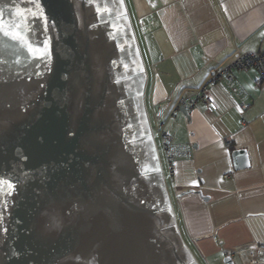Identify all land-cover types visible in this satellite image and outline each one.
<instances>
[{
  "label": "water",
  "instance_id": "obj_1",
  "mask_svg": "<svg viewBox=\"0 0 264 264\" xmlns=\"http://www.w3.org/2000/svg\"><path fill=\"white\" fill-rule=\"evenodd\" d=\"M0 21L48 53L30 60L0 35V179L15 185L0 192V264H197L166 191L123 0H0ZM232 160L249 166L244 149Z\"/></svg>",
  "mask_w": 264,
  "mask_h": 264
},
{
  "label": "crops",
  "instance_id": "obj_2",
  "mask_svg": "<svg viewBox=\"0 0 264 264\" xmlns=\"http://www.w3.org/2000/svg\"><path fill=\"white\" fill-rule=\"evenodd\" d=\"M126 1L140 26L145 108L179 231L201 259L264 244V80L256 69L232 72L246 108L222 83H207L236 55L264 52V0ZM204 84L215 108L199 101L187 119L177 101ZM161 132L190 144L191 157L169 163ZM237 149L248 167L234 169Z\"/></svg>",
  "mask_w": 264,
  "mask_h": 264
},
{
  "label": "built area",
  "instance_id": "obj_3",
  "mask_svg": "<svg viewBox=\"0 0 264 264\" xmlns=\"http://www.w3.org/2000/svg\"><path fill=\"white\" fill-rule=\"evenodd\" d=\"M256 69L260 79L264 80V52H248L236 55L230 62L214 70L207 83H222L226 91L238 101L241 108L249 104V95L241 84L233 77L234 70ZM206 83V84H207ZM204 84L201 88L188 94L182 95L177 106L185 110L193 109L197 102L201 101L208 110L215 108L208 97ZM173 113V112H172ZM161 139L164 147L166 160L171 163L177 158H190V144L172 143L165 132H161ZM233 264H264V244L254 243L248 246L238 247L232 250Z\"/></svg>",
  "mask_w": 264,
  "mask_h": 264
},
{
  "label": "snow or ice",
  "instance_id": "obj_4",
  "mask_svg": "<svg viewBox=\"0 0 264 264\" xmlns=\"http://www.w3.org/2000/svg\"><path fill=\"white\" fill-rule=\"evenodd\" d=\"M99 11V10H98ZM29 10H25L24 12L17 11V17L26 18ZM40 19H43V13H40ZM46 23V21H44ZM21 26L17 23L15 25H9L7 28L4 26L3 22L0 21V35L4 36L5 39L11 40L14 43L20 44L21 48L28 54V58L30 60H36L44 62L47 59V43L45 42L42 46L32 45L26 37L19 31ZM19 62V61H17ZM37 69L46 70L47 63L37 64ZM37 75L41 74V71L36 72ZM15 191V185H13L10 181L6 179H0V192H6L7 195L11 196Z\"/></svg>",
  "mask_w": 264,
  "mask_h": 264
},
{
  "label": "rangeland",
  "instance_id": "obj_5",
  "mask_svg": "<svg viewBox=\"0 0 264 264\" xmlns=\"http://www.w3.org/2000/svg\"><path fill=\"white\" fill-rule=\"evenodd\" d=\"M123 3H124V8L126 9V12H127V15H128V19L130 21L132 32L134 34V40H135L136 45L138 47V53L140 54V57H141V60H142V64H143V67H144V70H145V67L147 66V62L145 61V49H144V46H143V43H142V37H141L140 29H139L140 26L137 23V20H136L135 16L133 15L131 9L129 8V5L127 4V1L123 0ZM151 44L154 46L153 42H151ZM144 105H145V101H144ZM152 137H153V132H152ZM153 140H154V138H153ZM160 159H161V157H160ZM166 191H167L168 198H169V201H170V204H171V207H172V200L170 199V195L168 193L167 187H166ZM172 210H173V208H172ZM178 231H179V229H178ZM180 235H181L184 243L188 247L189 251L191 252V254H192V256H193V258H194V260L196 261L197 264H226L224 262V258L225 257L221 256V255L210 256L207 259L199 258L196 255L193 247L189 244L188 241H186L184 239L183 233L180 232Z\"/></svg>",
  "mask_w": 264,
  "mask_h": 264
}]
</instances>
